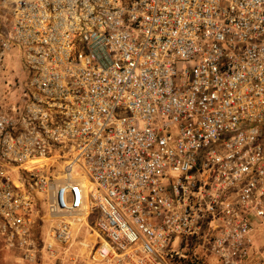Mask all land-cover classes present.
<instances>
[{
    "label": "built area",
    "instance_id": "obj_1",
    "mask_svg": "<svg viewBox=\"0 0 264 264\" xmlns=\"http://www.w3.org/2000/svg\"><path fill=\"white\" fill-rule=\"evenodd\" d=\"M79 233L264 264V0H0V241L77 262Z\"/></svg>",
    "mask_w": 264,
    "mask_h": 264
},
{
    "label": "rangeland",
    "instance_id": "obj_2",
    "mask_svg": "<svg viewBox=\"0 0 264 264\" xmlns=\"http://www.w3.org/2000/svg\"><path fill=\"white\" fill-rule=\"evenodd\" d=\"M59 165H57L55 169H58ZM40 210V215H42V211L40 206H38ZM39 218L37 223V228L40 229ZM82 238H86L87 240H91V236L88 233H79L77 234V241L74 243V246L72 248L73 251H76V253H80L82 255L85 253V255H82L81 258L77 262L70 261L68 258H66L63 263L56 262L55 260L49 258L47 255H40L39 258L35 261H30L22 257V254L19 250L11 249L6 247L5 243L3 241H0V264H95L90 260H85L87 254L84 249H81L78 246V241ZM202 256L204 257V264H214V260L216 261V264H221L218 258L215 255H211L210 252L202 250ZM81 261V262H80Z\"/></svg>",
    "mask_w": 264,
    "mask_h": 264
},
{
    "label": "trees",
    "instance_id": "obj_3",
    "mask_svg": "<svg viewBox=\"0 0 264 264\" xmlns=\"http://www.w3.org/2000/svg\"><path fill=\"white\" fill-rule=\"evenodd\" d=\"M184 264H195L194 262L186 261Z\"/></svg>",
    "mask_w": 264,
    "mask_h": 264
}]
</instances>
